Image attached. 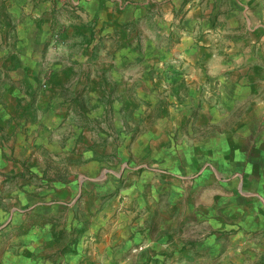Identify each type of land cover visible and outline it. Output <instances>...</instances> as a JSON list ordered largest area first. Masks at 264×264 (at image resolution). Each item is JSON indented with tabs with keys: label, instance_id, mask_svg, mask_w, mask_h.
I'll list each match as a JSON object with an SVG mask.
<instances>
[{
	"label": "crops",
	"instance_id": "obj_1",
	"mask_svg": "<svg viewBox=\"0 0 264 264\" xmlns=\"http://www.w3.org/2000/svg\"><path fill=\"white\" fill-rule=\"evenodd\" d=\"M0 264H264V0H0Z\"/></svg>",
	"mask_w": 264,
	"mask_h": 264
}]
</instances>
